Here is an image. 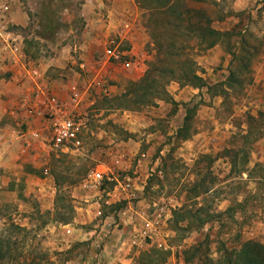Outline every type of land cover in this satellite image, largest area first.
Returning <instances> with one entry per match:
<instances>
[{
	"label": "rangeland",
	"instance_id": "rangeland-1",
	"mask_svg": "<svg viewBox=\"0 0 264 264\" xmlns=\"http://www.w3.org/2000/svg\"><path fill=\"white\" fill-rule=\"evenodd\" d=\"M81 2L27 0L34 12L22 33L61 28L78 42ZM134 2L147 37L144 74L151 63L158 82L153 104L125 108L141 96L132 87L144 74L119 68L100 79L111 93L90 96L77 144L28 148L14 132L15 162L0 166V264L264 261V72L256 69L264 0ZM225 57L251 60L236 62L231 78ZM229 149L246 157L244 175L229 172ZM98 172L103 180L89 189Z\"/></svg>",
	"mask_w": 264,
	"mask_h": 264
},
{
	"label": "crops",
	"instance_id": "crops-1",
	"mask_svg": "<svg viewBox=\"0 0 264 264\" xmlns=\"http://www.w3.org/2000/svg\"><path fill=\"white\" fill-rule=\"evenodd\" d=\"M26 1L0 0V122L5 124L3 130L6 131L0 129V166H6L4 159L15 162L17 147L10 141L14 137V132H18V136L23 138V134L28 133L30 129L23 121V112H12L17 99L23 92L31 91V88L22 78V82L17 83L23 73L22 69L10 63L11 56L4 46V41L11 36H22V57L27 61L26 64L38 67L49 80L55 93L88 91L89 97L100 91L111 93L113 88L110 86L104 88L100 79H104L106 73L107 78H111L113 70L116 72L124 66L119 60L107 59L105 55L107 48L113 49L121 61L132 58L134 69L128 70L132 72L135 70L138 78L145 70L142 58L147 57L144 53L147 37L144 36L139 9L134 0H82L79 14L85 24L78 42L66 37L64 31L60 32L61 28L53 30L51 36L36 33L32 38L31 35L22 33L30 26V22L32 23L30 18L34 12ZM4 7L7 8L5 13ZM38 25L41 30L42 25L36 24ZM123 45L125 47L121 49ZM44 49H50L51 53L42 55ZM242 60L245 61V57H225L226 74L231 76L241 69L236 62ZM258 61L260 62L256 69L264 72V57H259ZM125 76L123 83L129 79L128 73ZM260 78L264 80L263 75ZM93 99L90 102L92 104L95 102ZM23 125L24 129L19 130ZM9 143L12 145L9 146Z\"/></svg>",
	"mask_w": 264,
	"mask_h": 264
},
{
	"label": "built area",
	"instance_id": "built-area-1",
	"mask_svg": "<svg viewBox=\"0 0 264 264\" xmlns=\"http://www.w3.org/2000/svg\"><path fill=\"white\" fill-rule=\"evenodd\" d=\"M6 11L7 8L4 7L3 13ZM3 18L2 16L1 19ZM4 46L11 56L10 63L22 69L23 73L17 83L24 79L26 81L24 83L31 88V91L23 92L12 110L13 113L23 112V121L29 124L28 133L23 134L26 147L39 145V147L68 149L75 143L82 128L88 122L87 110L93 105L89 101L88 91L72 90L67 93H55L49 80L44 77L39 68L26 64L27 61L22 57L23 38L20 35L8 38L4 41ZM105 55L108 60H119L124 67L134 64L132 58L121 61L111 48L105 49ZM91 179L92 183L87 187L96 189L103 180V176L98 172L93 174Z\"/></svg>",
	"mask_w": 264,
	"mask_h": 264
},
{
	"label": "trees",
	"instance_id": "trees-1",
	"mask_svg": "<svg viewBox=\"0 0 264 264\" xmlns=\"http://www.w3.org/2000/svg\"><path fill=\"white\" fill-rule=\"evenodd\" d=\"M174 9L173 7H169V10L170 12H172ZM180 16V13H178ZM193 15L195 18H200V17H205L204 13L202 11H196V10H192L191 11H185L184 13H182L183 16H187V15ZM181 15V16H182ZM213 33V32H212ZM212 46V44H211ZM251 60L250 57H246L245 59V64L244 66H248L246 63H248L249 61ZM150 69H151V63L149 64V67L148 69L146 70L145 74L143 75V77L132 87V89H136L140 95V97L137 96V100L134 101V99H126L124 101L125 104H127L125 107L127 110H130V111H137V109H139V107H142L144 105H148V104H153V99H150L151 97H154L157 93L156 92H152L153 90H155L156 87H158V82H156L154 79H152L151 77V74H150ZM231 78L234 77L233 74H231L230 76ZM191 79V84L193 83V81H196L198 79H196V75L193 71L190 72V75L187 74V77H185V81ZM235 80H238L237 78ZM152 89V91L150 92V90ZM127 94H123L120 96V99L121 97H126ZM136 96V95H135ZM139 100V101H138ZM123 103L122 106H125V104ZM129 104H132L131 106H129ZM136 108V109H135ZM186 120H187V117H185V122L184 124H186ZM182 130V129H181ZM179 130L178 131V135H177V138L178 136L180 137V139H186L184 137H181L183 135V130L181 131ZM226 153L229 154V158H230V165H231V168H230V172H236L237 174H243V173H246V171H243V169H240V168H243L246 164H247V160H246V157H244V155L242 156H239L240 153L238 152H235V151H232V150H226ZM248 176H250V174H248ZM252 264V263H250ZM253 264H264V261H255Z\"/></svg>",
	"mask_w": 264,
	"mask_h": 264
}]
</instances>
